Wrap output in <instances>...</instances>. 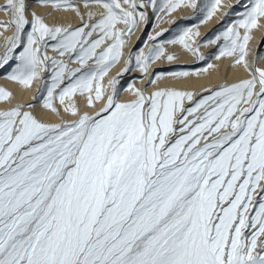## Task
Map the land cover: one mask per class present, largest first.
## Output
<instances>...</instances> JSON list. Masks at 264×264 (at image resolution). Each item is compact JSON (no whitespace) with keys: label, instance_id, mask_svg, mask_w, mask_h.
<instances>
[{"label":"snow or ice","instance_id":"obj_1","mask_svg":"<svg viewBox=\"0 0 264 264\" xmlns=\"http://www.w3.org/2000/svg\"><path fill=\"white\" fill-rule=\"evenodd\" d=\"M38 2L73 9L80 25H49L35 13L28 19L26 0H5L0 11L8 20L0 28L13 31L2 42L0 70L10 69L6 78L25 87L38 79L33 100L59 115L58 101L76 119L44 122L26 110L34 104L0 110V264H264L259 46L247 59L264 0H237L243 11L230 6L224 18L235 12L236 19L214 38L195 40L194 25L173 22L175 32L161 29L127 53L137 27H147L149 10L163 21L187 8L189 19L202 24L221 0H84L86 14L70 0ZM167 45L206 64L201 72L215 67L201 46L215 45V60L231 57L249 78L205 88L206 94L177 88L146 94L165 76L191 75L149 72L161 58H178ZM122 56L124 68L109 80L105 99L101 80ZM137 69L145 89L122 86L120 78ZM128 90L134 98L122 102L120 92ZM85 94L89 107L104 100L94 115L72 102ZM10 97L0 89V101Z\"/></svg>","mask_w":264,"mask_h":264},{"label":"bare ground","instance_id":"obj_2","mask_svg":"<svg viewBox=\"0 0 264 264\" xmlns=\"http://www.w3.org/2000/svg\"><path fill=\"white\" fill-rule=\"evenodd\" d=\"M71 3L77 4L82 13L87 12V9L84 7V0H70ZM246 2V0H243ZM5 3V0H0V6ZM223 7H221L211 19L206 20L202 24H196L195 21L189 19L191 16V10L187 8L177 9L173 14L168 17H165L163 21H158L155 17L151 15L149 10V22L147 27L143 24L139 25L136 31L127 41V46L123 49L125 53L134 45L140 46L143 44L144 40L148 39L149 35H154L156 32L161 29H172L173 32L176 31V26L173 22H179L181 26L185 25H194L193 31L198 32L199 35L195 36V40H202L206 37L214 38L219 32L223 31L226 24L236 19L235 12L233 15L228 17V20H225L224 13L228 10L230 6L236 5L235 11H243L237 5V0H221ZM27 5V18L31 19L32 13L43 17L45 22L49 25H59V26H72L76 27L80 25V18L76 15V12L69 9L53 10L50 6H42L38 0H26ZM93 12H98L99 9L95 6H90ZM87 19V16L85 15ZM8 17L3 11H0V21H7ZM260 27L252 29L250 31L251 39L248 44L249 55L247 59L251 62L252 57L256 54L257 46L260 45L259 50L262 55H264V19L259 21ZM13 29H8L4 31L0 28V51L3 50V40L5 37L12 34ZM241 31H243L241 29ZM172 33H166V36H170ZM137 37H142L140 41L137 40ZM151 41H149L150 43ZM167 51L169 53H175L177 59L169 62L163 58L156 61L152 64L149 72L151 73L153 69L158 68H169L173 67L171 70L166 71H177V70H186L191 73L189 77H183L179 79H174L171 77H163L158 80V83L146 87V94L155 90L156 88H177L181 90H187L193 94L204 93L205 88H215L221 84H231L238 82L243 79H248V73L240 65H234L231 63V57H221L219 60L213 58V53L217 52L218 49L215 45L201 46L200 52L205 55L208 62L215 65L214 68L208 69L206 72H201V68H206L207 65L203 62L198 61L191 54L182 50L180 45H167ZM49 56H56V53L51 49L47 50ZM59 59V57H57ZM126 56H122L120 61L115 64L108 72V74L101 80V85L104 90L105 99L107 94L110 92L111 88L109 85V80L117 76V73L121 72L124 68V61ZM71 68L79 67L78 64H69ZM87 67V65L85 66ZM256 67L264 69V59H260L256 64ZM10 70H0V89H3L11 94L10 101H0V110L7 109L15 105H28L34 104L33 108L26 109L34 113V115L48 123H59L61 120L72 121L76 119L75 116L71 115L64 111V106L60 105L58 101H55V106L60 110L59 115L51 112L49 109H45L42 106V102H36L33 100V97L37 95V89L39 87L40 81L33 80L31 86L25 87L18 82L9 80L6 78V72ZM43 77L47 78L49 73L44 72L41 74ZM135 78V79H134ZM128 82H132L134 87L145 89V79L141 72L137 69L126 73L123 77L120 78V83L122 86H126ZM86 95H74L72 97V102H74L80 113H88L89 115H94L95 112L99 111L104 103V100L96 102L93 106L89 107L85 103ZM134 98L132 92L121 91L120 100L122 102L130 101ZM70 101L66 98L65 105L69 104Z\"/></svg>","mask_w":264,"mask_h":264},{"label":"rangeland","instance_id":"obj_3","mask_svg":"<svg viewBox=\"0 0 264 264\" xmlns=\"http://www.w3.org/2000/svg\"><path fill=\"white\" fill-rule=\"evenodd\" d=\"M263 39H264V37H263ZM264 41V40H263ZM259 47H260V45H259ZM173 67H169V68H158V69H156L157 71H165V70H171Z\"/></svg>","mask_w":264,"mask_h":264}]
</instances>
